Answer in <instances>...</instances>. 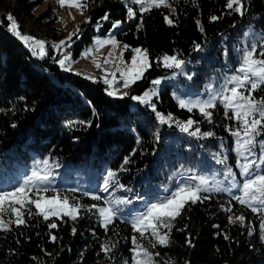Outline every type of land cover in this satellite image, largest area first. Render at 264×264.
I'll return each instance as SVG.
<instances>
[{
  "label": "trees",
  "instance_id": "trees-1",
  "mask_svg": "<svg viewBox=\"0 0 264 264\" xmlns=\"http://www.w3.org/2000/svg\"><path fill=\"white\" fill-rule=\"evenodd\" d=\"M41 1L0 0V191L19 186L36 170L49 176L50 187L44 195L59 193L68 196L70 203L84 206H99L107 200L121 212L107 230L96 209L89 212L86 207L73 221L67 216L45 220L29 205L22 209L25 223L19 226L15 217L5 212L3 219L13 222L9 230H0V264H131V237L138 233L126 221L144 210L146 203L165 197L179 181L191 184L194 175L228 180L225 166L216 162L223 155L236 179H242L233 151L235 138L227 130H234L236 122L225 116L219 100L216 108L209 109L212 117L207 120L198 109L189 112L180 108L172 91L182 85L187 91L218 92L238 66L242 50L264 33V0H242L243 15L227 9L226 0H169L175 11L153 8L143 13L142 27L139 5H132L137 16L129 20L124 0L84 1L88 20L81 22L70 44L72 53L80 54L91 42L96 23H101L100 31L105 32L119 19L116 35L129 45L126 56L132 47H142L148 50L152 65L134 84V91L147 87L153 77L166 71L158 63L162 54L178 55L186 61L179 84L165 83L154 98L156 110L173 117L164 124L150 106L138 103L130 107L128 95L109 96L100 80L63 70L57 62L60 51L50 42L60 37L56 16L49 9L36 12ZM9 13L22 34L46 42L48 55L43 59L33 56L8 31ZM105 14L108 20L102 19ZM213 15L219 19L212 21ZM166 16L173 21L171 25L165 22ZM196 44L202 50H195ZM253 95L262 97L264 90ZM189 118L197 121L190 131L198 127L200 135L190 136L175 123ZM205 132L213 135L203 136ZM262 139L264 136L257 137L258 142ZM256 153L259 156V146ZM125 157L129 163L121 170ZM109 170L117 173V183L100 194ZM236 192L202 191L200 195L208 199L189 202L173 221L167 247L151 248L148 240H141L153 252L155 264H264L259 228L264 213H252L241 206L232 198ZM91 194L103 199L93 200ZM121 200L130 202L116 203ZM227 208L231 211H225ZM238 213L244 214L245 223H229L228 217ZM53 222L56 228L49 227ZM105 243L111 248L107 254L102 249Z\"/></svg>",
  "mask_w": 264,
  "mask_h": 264
},
{
  "label": "snow or ice",
  "instance_id": "snow-or-ice-1",
  "mask_svg": "<svg viewBox=\"0 0 264 264\" xmlns=\"http://www.w3.org/2000/svg\"><path fill=\"white\" fill-rule=\"evenodd\" d=\"M60 7L77 8L83 13V10L87 5L83 0H57ZM127 7V18L129 20L135 19L137 11L134 10L132 5H139V19L140 27L143 26V13L151 11L153 8H168L172 12L169 0H124ZM226 8L230 9L240 15L244 14L245 5L242 0H226ZM9 21L8 31H10L17 39L22 41L26 47L32 52V55L39 56L43 59L48 55L46 50V42L39 40L31 35L22 34L20 31V25L14 16L9 13L6 17ZM102 19L108 20L109 17L105 14ZM219 17L213 15L211 20L215 21ZM165 22L169 25L173 23L167 16ZM120 21H115L112 24V28H118ZM199 25V21H197ZM79 29H77L78 31ZM203 32V27H200ZM76 35V32L70 33L68 41L72 36ZM247 35V34H246ZM68 42L61 40L59 44H54L52 47L59 51L62 46H65ZM96 50L105 46L111 45L113 49L119 46V41L114 36H109L107 39H97L95 41ZM70 46V44H68ZM129 45H123V50H127ZM259 48V51H258ZM123 50L121 51V64H125L123 61ZM195 50L200 51L201 45L196 44ZM85 56L89 55L88 52L84 53ZM109 57L112 53L110 52ZM71 57L67 54L63 55L57 62L60 67L66 71L70 70V67H66V64L70 61ZM97 68H101L102 65L93 61ZM104 64H108L109 60L105 59ZM158 63H162L165 69H177L183 71L186 61L179 58L178 55L164 54L159 58ZM149 61V55L147 49L139 47L131 49V60L125 64L123 70L119 67L117 71H120V75L123 79V87L129 88L132 84L144 78L145 72L151 67ZM113 77L115 73H112ZM175 75V72L173 73ZM92 79V77H88ZM188 76V79H191ZM113 80L108 78L104 79V83L111 88ZM161 79H153L150 83L151 88L145 90L142 95H132L131 99L139 102L140 104L150 106L152 111L156 114L157 120L160 124L173 121L171 114L165 116L164 114L156 110L155 104L152 102L154 96H158V86L161 84ZM264 90V33L254 37L250 44L242 50L241 57L238 61V66L233 73L225 79V82L221 86V89L215 94L209 96L207 99H185L179 96L176 97L180 108H187L189 112L193 109H198L201 115L211 120L212 112L209 109L217 107V100L222 105L224 114L228 119H232L236 122L235 129H227L231 132V135L235 138L233 151L236 154V167L239 169L241 180L236 179V173L230 166L227 165V156L217 157L216 162L225 166V178H231L229 181L230 186L227 188L215 187L210 189L206 187L208 181L203 177H199V183L190 184L187 181L178 183L173 191L167 196L158 199L156 202L146 203L144 210L138 214L132 216L129 222L131 229L137 235L131 237V243L133 247L130 251L133 253L131 258V264H155L154 254L141 243V240H148L151 248H156L157 245L167 247L170 243V234L173 228V221H175L185 210V207L189 204H195L197 201L208 199L207 196H201L202 191H227L232 194L233 189L238 194L233 195V199L236 200L241 206L251 209L252 213H264V139L257 141L258 136H264V96L257 98L253 94L258 90ZM109 96L116 95V92L107 90ZM123 95H129L125 92ZM231 112V116H229ZM80 123H85L81 121ZM90 125V122H88ZM180 131L188 133L190 136L200 135V129L197 127L195 131H190L192 126L197 123L193 119L189 118L186 121H175ZM15 127V125H13ZM203 136L210 137L212 132H205ZM158 139V137H157ZM260 147V154L257 156L256 148ZM44 165H48V161L45 160ZM129 163V158L125 157L123 165ZM117 173L115 171H107L106 176L103 179L100 191L108 192L110 187H113L114 183H117L115 178ZM195 180L197 177H191ZM49 176L47 173L41 174L39 171L33 170L31 176H29L22 184L13 188L10 191H0V230H9L8 225L13 221H5L3 214L10 212L15 217V224L17 226L24 224V213L22 209H25L29 205L35 206L37 210L36 214L43 216L45 220L50 217H70L73 221L77 219L80 209L86 207V210L91 212L96 209L99 217L102 220V226L105 230L113 223L115 217H117L121 210L114 208L111 203L105 200V205L98 206L93 204L91 206H84L78 203L72 204L69 201L68 196L60 197L59 193L56 195L47 196L49 190ZM118 187L124 188V185L118 184ZM84 195H90L88 192H84ZM93 200L99 201L103 199L99 194H91ZM139 198V197H138ZM130 201H117L116 203H125ZM19 205V207H16ZM225 211H231V208L225 209ZM229 223H236L237 221L243 225L245 216L243 214L238 216H229ZM50 228H56V223L49 224ZM261 231V238L264 239V216L261 217L259 225ZM75 233L76 229H72ZM252 234L251 229L249 235ZM228 237L225 236V239ZM57 238L52 237L55 241ZM191 245V241H188ZM111 247H115L113 244ZM103 251L107 254L111 251L108 243L102 246ZM156 256L159 253H155Z\"/></svg>",
  "mask_w": 264,
  "mask_h": 264
},
{
  "label": "rangeland",
  "instance_id": "rangeland-1",
  "mask_svg": "<svg viewBox=\"0 0 264 264\" xmlns=\"http://www.w3.org/2000/svg\"><path fill=\"white\" fill-rule=\"evenodd\" d=\"M84 1L85 0H83V2ZM47 9L51 11V14L53 16H56L55 24L58 29V33L60 34V37L56 38L55 40L50 41L51 44L52 45L59 44L61 40H65L68 42L65 46H62L61 49L59 50L60 54L57 58V61L61 59L63 55L67 54L71 57L68 64H66V67H70L69 71L80 73L81 75L87 78L92 77L93 80H100L103 83H104L105 78H108L109 80H113L114 82L111 88H109V85L106 84V89L109 91L116 92V95H113L114 97H123L125 96L123 94L127 92L129 94L128 96H129L130 107H135L139 102L132 100L131 96L132 95H142L143 92L151 88L152 85L150 83V85L141 89L140 91H134L133 89L134 84H132L129 88L123 87V79L120 75V71H117V68L119 67L121 70H123L125 64L129 63L131 60V53L129 56H126V53H125L126 50H123V45H125L126 43L117 37L116 35L117 28L115 29L112 28L113 23L105 32L100 31L101 23H96L94 25L95 32L92 34L91 42H89L87 45H85L81 49L80 54L74 55L72 53L70 46H68V44L73 43V38L76 37L77 29L80 28L81 22L88 20V14L86 12V9H84L83 13H81L80 10L74 7L72 8H69L67 6L60 7V5L57 3V0H42L35 7L36 12L46 11ZM115 21H120V20L117 19ZM73 32H76V35H73L71 40L68 41L69 34ZM110 35L114 36L116 40L119 41V46L116 49H113L111 45H105L99 48V50H96L95 41L97 39H107L109 38ZM136 47H139V46H135L132 48H136ZM139 48H142V47H139ZM122 50H123L122 59L125 62V64H121V51ZM86 52H88L89 55L85 56L84 53ZM110 52L112 53L111 57H109L108 55ZM163 55L164 54H162L160 57H162ZM168 55H172V54H168ZM35 57H39V56H35ZM105 59L109 60L108 64L103 63ZM94 60L96 63L101 64L102 67L97 68L95 66V63H93ZM174 72H175V75H173ZM184 72H185L184 68H183V71L177 70V69H166L164 73L158 74L157 76L153 77L152 80L159 78L162 81L161 84L158 86V95L160 93L161 88L163 87L165 83L169 82L172 84H176V83L179 84L178 76L180 73L182 74ZM112 73H115L114 77ZM172 94L175 97V99L177 96L183 98L184 95H187L189 99L199 98L201 100L207 99L209 98V96L213 95L212 92L204 91V90H199L198 92H196V90L187 91L184 89L182 85H180L178 89H174L172 91ZM155 97L157 96H154L152 98V102L154 101ZM193 177H197V179L192 180L193 185L199 183V177H203L204 179L208 181V184L206 185V187L213 188V189L215 187L227 188L230 186L229 181L231 180V178H229L228 180H223L220 178L216 179L214 177H208L204 174L194 175ZM181 182L183 181H179V183ZM47 196H51V195H47ZM99 206H107V205L103 204ZM241 214L243 213L233 214L232 216L235 217ZM245 220H246V217H245ZM101 223H102V220H101Z\"/></svg>",
  "mask_w": 264,
  "mask_h": 264
}]
</instances>
